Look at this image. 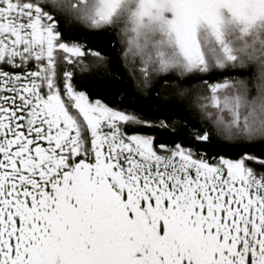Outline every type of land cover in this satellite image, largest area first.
<instances>
[{"label":"snow or ice","instance_id":"snow-or-ice-1","mask_svg":"<svg viewBox=\"0 0 264 264\" xmlns=\"http://www.w3.org/2000/svg\"><path fill=\"white\" fill-rule=\"evenodd\" d=\"M66 22L201 123L158 143L174 123L81 90L105 57ZM218 139L264 145V0H0V264H264V152Z\"/></svg>","mask_w":264,"mask_h":264},{"label":"trees","instance_id":"trees-1","mask_svg":"<svg viewBox=\"0 0 264 264\" xmlns=\"http://www.w3.org/2000/svg\"><path fill=\"white\" fill-rule=\"evenodd\" d=\"M63 27L66 39H75L105 57L103 62L92 57L87 58L84 61V64L88 65L87 71H82L79 65L72 69L83 85L81 90L114 108L134 110L149 120L174 123L176 129L174 133L167 131L152 133L157 136L158 143L181 142L186 135V128L190 129L194 124L201 123L197 110L187 100L174 95L172 89L166 87L163 81L156 83L154 87H137L121 57L116 34L79 29L75 22H66ZM253 72H258V69H253ZM174 83V80L169 79V85ZM201 151L212 156L217 154L236 156L240 152L259 154L264 152V145L243 147L236 141L218 139V142L207 144Z\"/></svg>","mask_w":264,"mask_h":264}]
</instances>
